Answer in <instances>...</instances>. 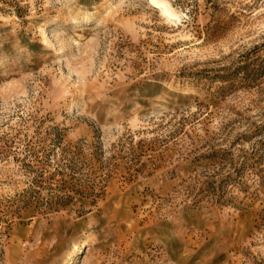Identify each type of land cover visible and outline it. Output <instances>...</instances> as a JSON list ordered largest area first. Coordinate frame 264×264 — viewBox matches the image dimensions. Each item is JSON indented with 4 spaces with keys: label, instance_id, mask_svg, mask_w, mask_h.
<instances>
[{
    "label": "rangeland",
    "instance_id": "374dc122",
    "mask_svg": "<svg viewBox=\"0 0 264 264\" xmlns=\"http://www.w3.org/2000/svg\"><path fill=\"white\" fill-rule=\"evenodd\" d=\"M161 1L0 0V264H264V0Z\"/></svg>",
    "mask_w": 264,
    "mask_h": 264
},
{
    "label": "bare ground",
    "instance_id": "6f19581e",
    "mask_svg": "<svg viewBox=\"0 0 264 264\" xmlns=\"http://www.w3.org/2000/svg\"><path fill=\"white\" fill-rule=\"evenodd\" d=\"M147 2L155 7V9L157 10V12H159L160 14L162 15H166L170 18L173 17V14L170 12L168 6L161 0H147ZM67 24H66V27L70 26L71 24L74 23V20L73 19H69L67 20ZM80 36L79 34H77V37ZM91 242V239L90 237H86L85 238V241L83 242L84 245H88L89 243Z\"/></svg>",
    "mask_w": 264,
    "mask_h": 264
}]
</instances>
